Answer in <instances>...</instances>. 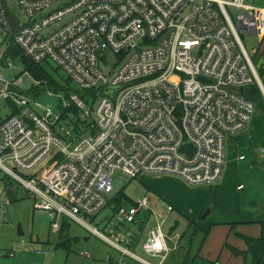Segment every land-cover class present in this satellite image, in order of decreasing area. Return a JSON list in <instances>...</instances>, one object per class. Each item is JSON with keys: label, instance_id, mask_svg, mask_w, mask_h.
<instances>
[{"label": "built area", "instance_id": "2783aa9c", "mask_svg": "<svg viewBox=\"0 0 264 264\" xmlns=\"http://www.w3.org/2000/svg\"><path fill=\"white\" fill-rule=\"evenodd\" d=\"M58 1L15 0L27 21H19L14 43L32 63H54L83 93H57V111L34 101L42 110L38 115L29 98L10 89L20 79L9 83L0 74L5 84L0 99L14 100L20 109L0 121V169L25 187L34 208L52 219L51 228L65 218L88 226L113 193L115 171L131 178L172 174L189 185L217 182L225 137L243 130L254 113L253 100L242 90L254 86L264 96L262 78L241 40L244 34L256 35L260 44L264 40V6L244 0H68L44 12ZM8 15L0 0V27L7 35ZM64 16H70L67 23L42 33ZM108 51L116 63L103 71ZM4 65L12 64L7 59ZM70 105L84 115L77 124L63 117ZM185 144L191 152L180 151ZM45 160L48 166L40 169ZM147 204L144 196L115 211L121 221L136 222ZM172 208L167 206L168 213ZM168 213L158 214L141 243L147 255L160 257L157 264L170 252L171 237L161 230ZM91 230L140 264H151L121 247V235L113 240Z\"/></svg>", "mask_w": 264, "mask_h": 264}, {"label": "rangeland", "instance_id": "374dc122", "mask_svg": "<svg viewBox=\"0 0 264 264\" xmlns=\"http://www.w3.org/2000/svg\"><path fill=\"white\" fill-rule=\"evenodd\" d=\"M244 1L256 5L258 8L264 6V0ZM67 2L68 0L58 1L48 6L44 12L62 8ZM4 4L9 14H14L21 24L26 23L25 13L15 0H4ZM227 11L231 16L233 15L231 7L228 6ZM69 19L70 16H64L59 21L45 27L42 33L49 35L67 23ZM6 37L7 34L0 27V45L6 40ZM241 40L251 55L252 63L256 66L259 75L261 71L264 74V57L260 51L262 48L259 46L260 40L256 35L247 36L245 34L241 35ZM12 41L14 42V39ZM256 50L258 53L254 55ZM8 60L12 64L11 67H6L5 61L0 63V74L9 83H14L15 80L20 79V82L16 86L12 85L10 89H14L29 98L31 101L28 106L38 115L41 114L42 110L34 105V101L57 111L61 105V99L56 94L60 92L66 97L69 91H65V89L74 87L66 79L67 76L63 70L56 68L54 63L49 60L42 61L37 65L46 77L44 80H36L25 69L18 55L10 57ZM115 63L116 56L108 51L101 67L103 71H107ZM55 85L59 88H56ZM48 89L53 91V95L47 94ZM250 89L256 95L253 94L254 113L247 123L249 127L253 119H256L258 125H261V120L264 118L263 93H257L254 86H251ZM12 113L20 114L19 106L14 103V100L0 99V121ZM90 115L95 121L94 107ZM67 117L69 118L67 122L77 124V120L83 119L84 115L80 111L77 114L69 112ZM81 126L79 125V127ZM243 130L225 137V159L221 177L217 182L190 185L193 187L185 189L186 200L181 203H174L169 200L170 190L168 188L173 183L172 178H174L172 174L140 173L137 177L131 178L118 171L113 172L111 174L113 193L107 197V205L97 215L89 219L88 226L72 219H64V222L68 224V233L75 237L74 241L71 240L68 250L56 246L60 233L51 228L52 219L47 213L35 209L34 201L28 195L25 187L12 175L0 169V264H140L129 253L122 252L93 233L91 230L93 227L113 240L121 235L125 239L124 243H120L121 247L135 253L151 264H157L160 257L147 255L139 249V246L145 238L144 235L147 230L156 226L158 214L168 213V203L172 205L173 210L168 213L166 221L161 225V230L164 235L171 237L168 243L170 253L161 264L181 263L180 255L186 253L188 249V234L183 240L179 241V239L185 233L189 219L201 220L199 224L202 223V229L207 231V236L199 249L194 264H242L243 258L230 256L229 249L226 248L225 244L234 246L236 245L235 242L241 241L240 234H245L243 228L239 227L242 221L244 219L245 221L249 220L245 217L248 216L249 218V215H255L256 211L264 207V190H255L252 195L248 196L245 194L248 188L237 191L235 186L237 184L243 185L244 182L239 179L236 172H230L232 168L237 166L234 157L238 153H243L245 147L242 144L245 139H248V133L239 139ZM260 135H264V121ZM240 147L243 149L241 150ZM260 148L257 147L256 151ZM48 164L47 160L43 161L40 169L47 167ZM7 165L10 166L8 163ZM256 166L261 167L263 165L258 163ZM10 167L15 173L23 175L19 170ZM174 185L177 186L176 183ZM7 188H11L13 192L9 194ZM144 196H147L148 204L142 207L135 216L136 222L121 221L115 211L117 197L120 198L121 204L130 205L136 204ZM251 196L260 197L256 209L251 207ZM206 210H209L208 214L201 219ZM17 224L21 225L22 235H18L16 232ZM141 225H143V230L139 232L138 229ZM199 238L200 236L196 238L192 246V254L198 246ZM133 244L138 245V247H133Z\"/></svg>", "mask_w": 264, "mask_h": 264}, {"label": "crops", "instance_id": "0c3cea01", "mask_svg": "<svg viewBox=\"0 0 264 264\" xmlns=\"http://www.w3.org/2000/svg\"><path fill=\"white\" fill-rule=\"evenodd\" d=\"M261 48V53L264 57V40L263 42L260 44ZM257 92H259V90L257 88H255ZM263 121L264 118H262L261 120V125H258L256 119H253V121L250 122V127L247 126L244 128V130L241 132L243 136L239 135V139H242L244 137V135H246V133H248L247 137L248 139L244 140L243 142V146L245 147L244 149L242 147H240V149H243V153H238V155H236V157H234V161L237 163V166L235 168L231 169V173H235L239 175V179L242 180L243 185L242 184H237L236 190L237 191H242L245 188L248 190H246L245 194L248 195H252V193L255 190L258 191H263L264 190V135H260L262 127H263ZM249 123V122H248ZM249 127V129H248ZM257 132V133H255ZM257 147H261L258 151H256ZM254 149V150H253ZM262 149V150H261ZM239 150V149H238ZM262 159V160H260ZM258 163H261L263 166L258 167L256 166ZM173 179V183H171L170 187L168 188L170 190V195H169V200L174 202V203H181L184 202L186 200V194H185V189H189L190 187L192 188L193 186L188 185L187 183L183 182L178 176L174 175ZM174 183L177 184L174 185ZM238 186H241V188H239ZM8 191V189H7ZM9 191L11 194L13 191L11 188H9ZM252 197V196H251ZM260 200V197L258 198H254L252 197V209H256L257 205H258V201ZM264 201V198H263ZM168 206H172L168 203ZM197 206V205H196ZM199 208V206H197ZM173 210V208H172ZM250 217L247 218L249 220L245 221V219L242 221L241 225L239 226L240 228L242 227L243 230L245 232V234H240L243 236H252V237H258L260 235V222H264V207L261 210H258L255 212L254 214L249 215ZM64 220V219H63ZM61 219V221H63ZM60 221V223L62 224V222ZM65 221V220H64ZM67 228H66V236L68 238V240L71 242V240L74 241V236H71L68 233V224L65 223ZM60 229L61 227L59 226L58 229H53L54 231H59L60 233ZM60 236V235H59ZM145 238H146V233H145ZM59 238V237H58ZM145 238L142 240V242L145 240ZM59 241V239H58ZM57 241V242H58ZM141 242V243H142ZM236 245L231 246V247H235L236 249L239 250H243L245 251V246H244V242L243 239L241 238V241H237L235 242ZM136 247H138V245H136ZM139 249L141 250V245L139 246ZM230 252V250H229ZM170 253V252H169ZM168 253V254H169ZM230 256H233L231 254V252L229 253ZM234 256H238V255H234ZM242 257V256H241ZM167 258V257H166ZM165 258V259H166ZM163 262V261H162ZM161 262V263H162Z\"/></svg>", "mask_w": 264, "mask_h": 264}, {"label": "trees", "instance_id": "16d2710c", "mask_svg": "<svg viewBox=\"0 0 264 264\" xmlns=\"http://www.w3.org/2000/svg\"><path fill=\"white\" fill-rule=\"evenodd\" d=\"M8 36L9 35H7L6 39L8 38ZM12 39L13 38H9L8 47H7L0 63H4V61L9 59L10 57L18 55L21 63L25 66V69L36 80H44L46 77H45L43 71L37 67L38 64L32 63L20 51V49L15 45V43L12 41ZM256 70H257V68H256ZM257 73H258V71H257ZM258 75H259V73H258ZM259 77L262 78V82L264 85V74L262 71H261V74L259 75ZM66 79L68 81H70L68 78H66ZM55 86H56V88H59L57 85H55ZM65 91L77 92L80 95L83 93L82 91L78 90L76 87H72V88L69 87V88L65 89ZM69 92H67V94ZM84 93H85V91H84ZM251 93L254 94L252 90H251ZM254 95H256V94H254ZM80 97L84 98L85 96H80ZM91 97L95 98V96H91ZM78 111L79 110L74 105H70L66 109H64L63 117H67V115H68L67 113H69V112H74L75 114H77ZM15 112H17V111L15 110ZM12 114H15V113H12ZM118 205H121L119 197H117V206ZM200 221L201 220H199V219H189L187 222L186 231L184 234H182V236L179 239V241L183 240L188 234V240H187L188 249H187L186 253L180 255V257L182 259L180 264H194L195 260L198 257V253L200 251L199 249L203 245V242L207 236V231L202 229V223L199 224ZM61 222H62V224L60 223L61 229H60L59 241L57 242L56 246L62 247V248H65L68 250L70 248L71 242L68 240V238L65 234L67 226H66L64 220ZM259 224H260V232H259L260 235L258 237H252V236L248 237V236H244V235L242 236L241 235V238L243 239L244 246L246 249L245 251L236 249L235 247L233 248L230 245L225 244L226 248L230 250V252L233 256L234 255L242 256V258H243L242 264H264V222H260ZM142 230H143V225L140 226L138 231L140 232ZM197 234L200 236V238H199L198 246L195 249V252L192 254V246L195 243L196 238L199 237ZM135 246H136V244H133V247H135Z\"/></svg>", "mask_w": 264, "mask_h": 264}, {"label": "water", "instance_id": "95a60500", "mask_svg": "<svg viewBox=\"0 0 264 264\" xmlns=\"http://www.w3.org/2000/svg\"><path fill=\"white\" fill-rule=\"evenodd\" d=\"M8 23H9V36L8 38L0 45V61L8 47V40L9 38H12L14 36V34L19 30L20 26H19V20L18 18L14 15V14H9L8 15ZM253 54V53H252ZM201 79V78H200ZM5 88V84L3 82L0 81V93L4 90ZM113 90V87H108L106 88L105 90V93L106 94H110L111 91ZM242 94L245 96V97H248L250 100H254V95L251 93L250 89L248 87H245L243 90H242ZM262 150V149H261ZM180 151L181 152H191L192 151V146L191 144H185V145H182L180 147ZM8 189V193H10L9 191V188ZM209 210H206L202 216H201V219L204 218L207 214H208ZM16 232L18 235H22V229H21V225L20 224H17L16 226Z\"/></svg>", "mask_w": 264, "mask_h": 264}]
</instances>
